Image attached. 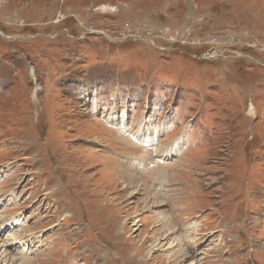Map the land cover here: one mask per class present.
Segmentation results:
<instances>
[{
	"label": "rangeland",
	"instance_id": "obj_1",
	"mask_svg": "<svg viewBox=\"0 0 264 264\" xmlns=\"http://www.w3.org/2000/svg\"><path fill=\"white\" fill-rule=\"evenodd\" d=\"M0 264H264V0H0Z\"/></svg>",
	"mask_w": 264,
	"mask_h": 264
},
{
	"label": "bare ground",
	"instance_id": "obj_2",
	"mask_svg": "<svg viewBox=\"0 0 264 264\" xmlns=\"http://www.w3.org/2000/svg\"><path fill=\"white\" fill-rule=\"evenodd\" d=\"M216 56V55H215ZM206 57H211V56H206ZM253 109V108H252ZM141 136V139H142V135H140ZM139 140H140V137H139ZM138 141V140H137ZM132 148H136L134 145H132ZM132 184H133V182H131ZM135 183V182H134ZM135 184H133V186H134ZM153 200V199H152ZM156 202V201H155ZM156 204H158L157 202H156ZM163 216V215H162ZM164 217V216H163ZM5 253V252H4ZM6 256V255H5ZM15 261V260H14ZM192 263V262H191Z\"/></svg>",
	"mask_w": 264,
	"mask_h": 264
},
{
	"label": "built area",
	"instance_id": "obj_3",
	"mask_svg": "<svg viewBox=\"0 0 264 264\" xmlns=\"http://www.w3.org/2000/svg\"><path fill=\"white\" fill-rule=\"evenodd\" d=\"M233 51V50H232ZM207 55H209V54H207ZM219 57H221V53H219Z\"/></svg>",
	"mask_w": 264,
	"mask_h": 264
},
{
	"label": "trees",
	"instance_id": "obj_4",
	"mask_svg": "<svg viewBox=\"0 0 264 264\" xmlns=\"http://www.w3.org/2000/svg\"><path fill=\"white\" fill-rule=\"evenodd\" d=\"M56 30H54V32H55ZM73 33V32H72ZM250 52V51H249Z\"/></svg>",
	"mask_w": 264,
	"mask_h": 264
}]
</instances>
